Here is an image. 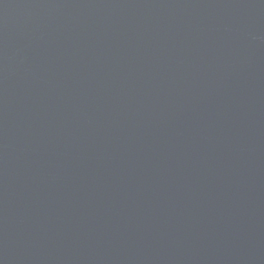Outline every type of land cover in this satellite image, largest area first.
<instances>
[{
  "label": "water",
  "instance_id": "1",
  "mask_svg": "<svg viewBox=\"0 0 264 264\" xmlns=\"http://www.w3.org/2000/svg\"><path fill=\"white\" fill-rule=\"evenodd\" d=\"M0 264H264V0H0Z\"/></svg>",
  "mask_w": 264,
  "mask_h": 264
}]
</instances>
